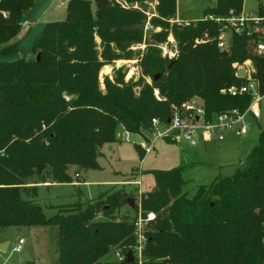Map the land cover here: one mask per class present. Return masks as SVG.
Instances as JSON below:
<instances>
[{
  "label": "trees",
  "instance_id": "trees-1",
  "mask_svg": "<svg viewBox=\"0 0 264 264\" xmlns=\"http://www.w3.org/2000/svg\"><path fill=\"white\" fill-rule=\"evenodd\" d=\"M157 1L150 22L159 30L150 31L147 40L140 9L114 0H68L70 19L45 23L31 47L34 57L0 61V230L50 229L56 264H133L101 258L114 246L134 244L140 204L144 214L156 215L147 232L146 264H264V129L233 174L198 185L191 195L183 191L186 166L178 165L152 169L154 184L146 192L118 188L71 210L59 205L49 216L32 200L38 183H70L73 171L79 177V170L100 168V149L120 141L119 127L133 134L150 131L152 118L168 120L172 104L198 97L207 118L233 108L244 111L248 94L223 91L247 82L236 76L238 65L250 62L264 95V55L254 50L264 35L232 31L227 53L217 46L224 19L230 11L241 14L243 0H214L202 15L213 18L200 17L188 26L170 23L176 0ZM33 3L0 0V55L19 51V41L12 40ZM169 33L177 44L172 59L157 47ZM143 42L142 51L131 49ZM135 56L136 81H125L119 68L112 79L103 76L101 87L104 65ZM136 149L142 159L143 151ZM35 176L40 181L30 183ZM128 197L134 198V215L116 219Z\"/></svg>",
  "mask_w": 264,
  "mask_h": 264
},
{
  "label": "rangeland",
  "instance_id": "rangeland-1",
  "mask_svg": "<svg viewBox=\"0 0 264 264\" xmlns=\"http://www.w3.org/2000/svg\"><path fill=\"white\" fill-rule=\"evenodd\" d=\"M62 0H34V6L29 12L34 25L31 31L22 28L23 39L20 49L13 55H0V61H10L19 57L32 58L31 46L39 36L44 21H59L66 18V3L61 6ZM152 1V0H151ZM214 0H176V14L173 19H198L202 17L204 8L212 6ZM143 8V4L141 5ZM46 9L45 14L42 11ZM264 11V0H243V15H258L259 10ZM37 22V23H35ZM149 37V34L147 35ZM150 38V37H149ZM148 39V38H147ZM97 41H99L97 39ZM144 47L134 51H142ZM121 68L125 72V81H136L140 76L138 58L130 60H116L111 64L104 65L100 71V82L103 87V76L107 75L110 79L114 70ZM139 88H135L138 93ZM261 116L258 121L247 117L248 134L245 137H237L232 130L221 131L224 140L218 141L215 138L203 143L198 141L196 145H191L184 141L177 142L169 137L150 141L151 134L143 131L141 134L126 132L123 127H119L117 137L119 142L104 144L97 158L100 168L79 170V177H74L72 182L55 184L47 188L45 182L38 183V194L32 200L38 202L46 215L56 212L57 206H66L74 209L79 203L84 206L87 202L97 200L102 194L114 189L123 188L128 193L136 194L150 190L154 184L152 169H168L173 166L185 165L186 168L182 175L186 184L184 192L191 195L196 187L201 184L210 183L217 176H229L243 162L250 148L257 142L258 134L264 129V95L260 102ZM145 143L152 146L147 152L141 145ZM136 145L143 151V160L140 159ZM133 169H136L134 172ZM134 175V176H133ZM40 181L35 176L32 181ZM137 182H140L137 184ZM124 215L132 217L134 211L128 205L121 206L115 218L120 219ZM18 232L8 233L11 230ZM4 237L9 238L11 245L7 251H0V264H56V246L54 235L50 229L42 227L34 228H8L0 230V240ZM23 238L26 243L22 245L21 252H14L11 246L17 242L18 238ZM28 248L32 262H23L22 255L24 249ZM102 261L114 260L113 248L101 258Z\"/></svg>",
  "mask_w": 264,
  "mask_h": 264
},
{
  "label": "built area",
  "instance_id": "built-area-1",
  "mask_svg": "<svg viewBox=\"0 0 264 264\" xmlns=\"http://www.w3.org/2000/svg\"><path fill=\"white\" fill-rule=\"evenodd\" d=\"M123 8H134L140 9L144 12L146 16V21L144 25V40L149 39L147 36L152 30H159L158 28H153L150 19L156 16V5L157 0H144L143 8L138 3H130L126 0H114ZM202 18L212 19V15L202 16ZM196 19H171L170 23H176L178 25L188 26L194 23ZM220 20V18H216ZM225 23L221 28L220 34L218 36L217 46L220 51H227L230 45V33L233 31L235 33H246L250 35L252 32H257L264 35V15H234L230 11V16L224 19ZM206 40H196V42H201ZM145 47V43L133 45L132 50L137 48ZM157 47L161 50L163 57L172 59L177 54V44L171 33L167 36V40L157 44ZM144 49V48H143ZM254 50L261 55H264V40H258L255 44ZM240 68L244 69L245 77L247 82L236 86H229L223 89V91L230 93L231 95L237 94H248L251 97L250 103L245 108L244 111H240L237 108L230 109L228 111L213 113L209 118L206 117L205 110L203 107L202 99L198 97H192L180 105H171V116L165 122L160 121L158 118H152L151 120V130L148 131L151 134L150 141L155 142L157 139H162L169 137L174 141L181 142L184 141L191 145H196L198 141L208 142L212 139L218 141L224 140V135L221 131L225 129L232 130L235 136L241 137L247 133L248 124L247 117L251 116L254 119H258L260 116L259 102L262 97L258 90V83L252 78L253 68L249 61L245 64L237 66V72ZM237 72L235 73L236 76ZM240 77V76H238ZM146 82L150 83V79L145 77ZM156 96L158 94L157 90H154ZM147 152L151 150L152 146H147L145 143L141 144ZM75 176H79L75 174ZM140 182H137L139 184ZM155 213L149 211L143 213L140 204L138 210L134 215L133 225L135 237V242L133 245L127 248H122L120 246H114L113 255L114 260L120 262L127 260V253L130 251L132 253L133 264H146L147 260L143 256V252L147 243V232L149 231V224L155 219ZM24 243L23 238H19L17 243L12 246V250L15 252H21V245ZM168 257H162L161 260H168ZM167 264H173L168 261Z\"/></svg>",
  "mask_w": 264,
  "mask_h": 264
},
{
  "label": "crops",
  "instance_id": "crops-1",
  "mask_svg": "<svg viewBox=\"0 0 264 264\" xmlns=\"http://www.w3.org/2000/svg\"><path fill=\"white\" fill-rule=\"evenodd\" d=\"M67 1L68 0H62L61 1V6L62 5H65V3H67ZM34 6V3H33V5H32V7ZM32 7L30 8V9H28L27 11H25L24 13H23V15H22V19H21V29H20V31H19V33L13 38V40L12 41H19V47H20V44H21V41H22V39H23V36L21 35V32H22V28L24 27L25 29H27V32H29V31H31V29H32V27H33V25H34V22H33V20H32V18H30V16H29V12L32 10ZM45 12H46V9L44 10V11H42V14L41 15H43V13L45 14ZM242 13V12H241ZM259 15H264V11H262L261 9L259 10ZM46 22H49V20H47V21H44L43 22V26H42V29H43V27H44V25H45V23ZM35 23H37V22H35ZM41 32H42V30H41ZM40 32V33H41ZM36 40V39H35ZM34 40V41H35ZM34 43V42H33ZM33 45V44H32ZM32 47V46H31ZM31 49V48H30ZM13 55V54H12ZM259 109H260V106H259ZM260 116H261V112H260ZM260 116H259V118H260ZM250 119H253V120H255V121H258V119H254L253 117H251V116H248ZM247 134H248V130H247V133L245 134V135H243V136H241V137H245V136H247ZM203 143H206V142H203ZM144 159V158H143ZM143 159H141V160H143ZM137 172V171H136ZM136 172H134V174H136ZM134 176V175H133ZM45 185H43V186H45V187H47V188H50V187H52V186H54L56 183H54V182H45L44 183ZM39 186V185H38ZM34 228H38V227H30V228H28V230H30V231H32ZM45 229V228H44ZM17 230H19V229H16V230H11V231H9L8 233H12V232H18ZM20 238V237H19ZM18 238V239H19ZM18 239H17V241H18ZM17 243V242H16ZM16 243H14V245L16 244ZM25 243H26V241L24 240V243L22 244V245H25ZM4 244V245H3ZM10 245H11V242L9 241V238H6V237H4L3 239H1L0 240V251H7L8 249H9V247H10ZM21 245V246H22ZM11 250H12V246H11ZM13 251V250H12ZM24 251H27L28 252V254H29V256L31 257V253H30V251H29V249L28 248H25L24 249ZM15 252V251H14ZM32 258V257H31ZM33 261V260H32Z\"/></svg>",
  "mask_w": 264,
  "mask_h": 264
},
{
  "label": "water",
  "instance_id": "water-1",
  "mask_svg": "<svg viewBox=\"0 0 264 264\" xmlns=\"http://www.w3.org/2000/svg\"><path fill=\"white\" fill-rule=\"evenodd\" d=\"M65 19H66V20H69V19H70V13H67ZM222 53H223V54H226L227 51H223ZM36 59H37V60L40 59V54H39V53H37V55H36ZM237 75L240 76V77H243V76L245 75V73H244V69H243V68H240V69L238 70V72H237ZM127 205H128L130 208H132V209L134 208V198H133V197H128V198H127ZM3 245H4V244H3ZM32 260H33V259L29 256L28 252H27V251H24V252H23V255H22V261H23V262H27V263H29V262H32ZM132 260H133L132 253L129 251V252L127 253V261L131 262Z\"/></svg>",
  "mask_w": 264,
  "mask_h": 264
}]
</instances>
